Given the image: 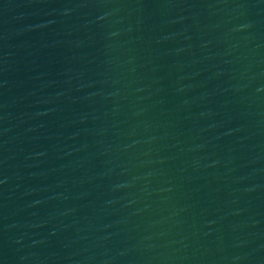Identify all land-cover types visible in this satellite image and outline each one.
I'll return each mask as SVG.
<instances>
[{
    "label": "water",
    "instance_id": "1",
    "mask_svg": "<svg viewBox=\"0 0 264 264\" xmlns=\"http://www.w3.org/2000/svg\"><path fill=\"white\" fill-rule=\"evenodd\" d=\"M0 264H264V0H0Z\"/></svg>",
    "mask_w": 264,
    "mask_h": 264
}]
</instances>
